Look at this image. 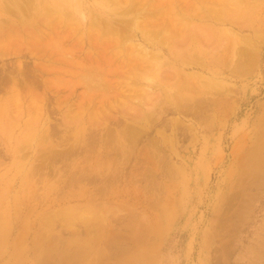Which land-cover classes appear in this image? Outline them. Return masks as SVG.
<instances>
[{
	"label": "rangeland",
	"instance_id": "1",
	"mask_svg": "<svg viewBox=\"0 0 264 264\" xmlns=\"http://www.w3.org/2000/svg\"><path fill=\"white\" fill-rule=\"evenodd\" d=\"M0 6V264H264V0Z\"/></svg>",
	"mask_w": 264,
	"mask_h": 264
},
{
	"label": "bare ground",
	"instance_id": "2",
	"mask_svg": "<svg viewBox=\"0 0 264 264\" xmlns=\"http://www.w3.org/2000/svg\"><path fill=\"white\" fill-rule=\"evenodd\" d=\"M117 1V0H116ZM52 2V1H51ZM101 2V1H100ZM243 2V1H242ZM102 3V2H101ZM187 3V2H186ZM55 4V3H54ZM59 5V4H58ZM116 5V4H115ZM55 6V5H54ZM60 6H61V4H60ZM74 6V5H73ZM101 6H103V5H101ZM1 7V6H0ZM56 7V6H55ZM116 7H117V5H116ZM119 7H120V5H119ZM40 8V7H39ZM39 8H38V11H39ZM58 8V7H57ZM47 9V8H46ZM223 9V8H222ZM55 10H56V8H55ZM215 10V9H214ZM217 10V9H216ZM113 11V10H112ZM45 12V11H44ZM37 13V12H36ZM239 13V12H238ZM241 13V12H240ZM230 14V13H229ZM242 14V13H241ZM247 15V14H246ZM248 16V15H247ZM235 18V17H234ZM234 18H232V19H234ZM239 19H241V18H239ZM212 20V19H211ZM235 20V19H234ZM238 21V20H237ZM25 22V21H24ZM191 24V23H190ZM190 28V27H189ZM195 29V28H194ZM205 32V31H204ZM255 35V34H254ZM223 36V35H222ZM247 36V35H246ZM190 38V37H189ZM193 39V38H192ZM181 40V39H180ZM190 40V39H189ZM182 41H183V39H182ZM220 42H221V40H220ZM55 45V44H54ZM195 45H197V44H195ZM194 47V46H193ZM229 47V46H228ZM188 48V47H187ZM231 48V47H230ZM197 50V49H196ZM207 50V49H206ZM191 51H192V49H191ZM200 51V50H199ZM221 51H222V49H221ZM60 52V51H59ZM198 52V51H197ZM209 52V51H208ZM225 52V50H223V53ZM231 52V51H230ZM240 52V51H239ZM199 53V52H198ZM204 53H205V51H204ZM70 54V53H69ZM171 54V53H170ZM195 54V53H194ZM222 54V53H221ZM225 54V53H224ZM208 55V54H207ZM227 55H228V53H227ZM199 56V55H198ZM219 56V55H218ZM223 57L225 56L226 57V55H222ZM171 57H173V56H171ZM241 57V56H240ZM227 58V57H226ZM238 58V57H237ZM240 59V58H239ZM239 59H237V60H239ZM178 60V59H177ZM174 61V60H173ZM176 61V60H175ZM218 61V60H217ZM242 61V60H241ZM241 61H239V65H242L243 66V64H240V62ZM230 62V61H229ZM175 63V62H174ZM203 63H204V61H203ZM220 63H221V61H220ZM252 63V62H251ZM179 64H181V65H183V66H185V65H187L184 61H180V63ZM222 64V63H221ZM237 64V66L239 67V65ZM254 64V63H253ZM190 65V64H189ZM215 66V65H214ZM219 66H221L220 64L218 65V67ZM182 67V66H181ZM206 67V66H205ZM211 67H212V65H211ZM238 67H236L237 69H238ZM244 67V66H243ZM197 68V67H196ZM200 68V67H199ZM203 68H204V66H203ZM207 68V67H206ZM208 68H209V66H208ZM187 69V68H186ZM201 69V68H200ZM205 70V69H204ZM201 71V70H200ZM191 72V71H190ZM212 72V71H211ZM203 73H204V71H203ZM223 73V72H222ZM178 75V74H177ZM189 74H187V76H188ZM232 75V74H231ZM234 75V74H233ZM232 75V76H233ZM185 77V76H184ZM191 77V76H190ZM105 79V78H104ZM222 79V78H221ZM185 80V79H184ZM194 81V80H193ZM82 84V83H81ZM222 85H224V84H222ZM104 86V85H103ZM221 87V86H220ZM175 89V88H174ZM179 89V88H178ZM90 94V93H89ZM181 95H183V94H181ZM180 95V96H181ZM233 101V100H232ZM16 106V105H15ZM37 130V129H36ZM34 132V131H33ZM33 136H34V134H33ZM33 138V137H32ZM32 138H31V140H32ZM260 138V137H259ZM262 138V137H261ZM260 138V139H261ZM263 138H264V136H263ZM30 139V138H29ZM28 139V140H29ZM27 140V141H28ZM26 144V143H25ZM256 151H258V150H256ZM256 156V155H255ZM250 157V156H249ZM254 157V156H253ZM11 188V187H10ZM14 188V187H13ZM13 190V189H12ZM22 200H24V199H22ZM23 202V201H22ZM17 206V205H16ZM20 207V206H19ZM6 209V208H5ZM8 209V208H7ZM20 209H21V207H20ZM4 210V209H3ZM9 210V209H8ZM14 210V209H13ZM17 211V210H16ZM93 211V210H92ZM91 211V212H92ZM5 212V211H4ZM81 213V212H80ZM3 214V213H2ZM1 214V215H2ZM18 214V213H17ZM82 214V213H81ZM85 214V213H84ZM84 214H82L83 215V217H84ZM5 215H6V213H5ZM90 215H91V213H90ZM94 215V214H93ZM80 218L82 217V216H79ZM89 217V216H88ZM8 218V217H7ZM79 218V219H80ZM92 218V217H91ZM89 219V218H88ZM78 220V219H77ZM82 221V220H81ZM88 221V220H87ZM7 222V221H6ZM16 227H17V225H16ZM25 228V227H24ZM47 229V228H46ZM22 232V231H21ZM20 232V233H21ZM21 235V234H20ZM19 235V236H20ZM34 235V234H33ZM22 236V235H21ZM22 238V237H21ZM15 242H16V240H15ZM48 243H50V242H48ZM65 243V242H64ZM72 243V242H71ZM42 246H43V243H42ZM44 247V246H43ZM22 248H24V247H22ZM40 249H41V247H40ZM35 250V249H34ZM45 250V249H44ZM43 250V251H44ZM24 251H25V249H24ZM42 251V250H41ZM74 252V251H73ZM75 252H76V250H75ZM19 263H21V262H19Z\"/></svg>",
	"mask_w": 264,
	"mask_h": 264
}]
</instances>
